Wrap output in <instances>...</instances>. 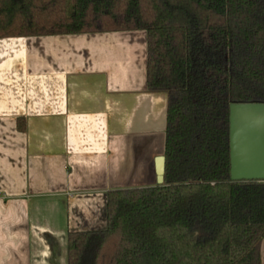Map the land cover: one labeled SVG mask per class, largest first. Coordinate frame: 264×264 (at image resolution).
Masks as SVG:
<instances>
[{
    "label": "trees",
    "instance_id": "1",
    "mask_svg": "<svg viewBox=\"0 0 264 264\" xmlns=\"http://www.w3.org/2000/svg\"><path fill=\"white\" fill-rule=\"evenodd\" d=\"M119 30L146 32L167 94L164 179L109 189L67 264H260L264 181L230 177L229 106L264 103V0H0V37Z\"/></svg>",
    "mask_w": 264,
    "mask_h": 264
},
{
    "label": "crops",
    "instance_id": "2",
    "mask_svg": "<svg viewBox=\"0 0 264 264\" xmlns=\"http://www.w3.org/2000/svg\"><path fill=\"white\" fill-rule=\"evenodd\" d=\"M166 108L144 30L0 37V264H67L109 189L155 185Z\"/></svg>",
    "mask_w": 264,
    "mask_h": 264
},
{
    "label": "water",
    "instance_id": "3",
    "mask_svg": "<svg viewBox=\"0 0 264 264\" xmlns=\"http://www.w3.org/2000/svg\"><path fill=\"white\" fill-rule=\"evenodd\" d=\"M229 148L232 180L264 181V103L230 104ZM155 170L156 184H160L164 179V154L157 157Z\"/></svg>",
    "mask_w": 264,
    "mask_h": 264
},
{
    "label": "built area",
    "instance_id": "4",
    "mask_svg": "<svg viewBox=\"0 0 264 264\" xmlns=\"http://www.w3.org/2000/svg\"><path fill=\"white\" fill-rule=\"evenodd\" d=\"M0 195H1V193H0Z\"/></svg>",
    "mask_w": 264,
    "mask_h": 264
}]
</instances>
